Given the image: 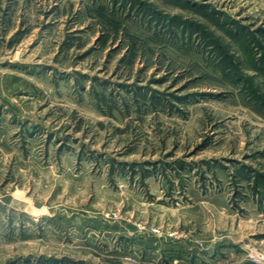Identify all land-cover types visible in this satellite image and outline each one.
I'll return each instance as SVG.
<instances>
[{"label": "rangeland", "instance_id": "1", "mask_svg": "<svg viewBox=\"0 0 264 264\" xmlns=\"http://www.w3.org/2000/svg\"><path fill=\"white\" fill-rule=\"evenodd\" d=\"M0 264H264V0H0Z\"/></svg>", "mask_w": 264, "mask_h": 264}, {"label": "built area", "instance_id": "2", "mask_svg": "<svg viewBox=\"0 0 264 264\" xmlns=\"http://www.w3.org/2000/svg\"><path fill=\"white\" fill-rule=\"evenodd\" d=\"M258 256V255H257ZM257 258H259V259H263V256H258ZM256 258V259H257ZM256 261H258L259 262V260H256Z\"/></svg>", "mask_w": 264, "mask_h": 264}]
</instances>
